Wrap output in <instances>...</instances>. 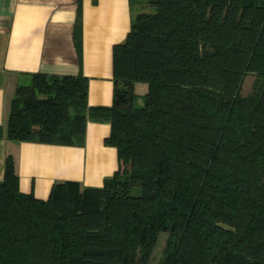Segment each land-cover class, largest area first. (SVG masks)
Masks as SVG:
<instances>
[{
	"label": "trees",
	"instance_id": "1",
	"mask_svg": "<svg viewBox=\"0 0 264 264\" xmlns=\"http://www.w3.org/2000/svg\"><path fill=\"white\" fill-rule=\"evenodd\" d=\"M130 1L154 10L114 45L112 105H89L82 73H25L0 126L16 142L84 146L89 120L110 122L120 168L41 199L8 155L0 264H152L163 231L153 264H264V0ZM74 35L81 51V1Z\"/></svg>",
	"mask_w": 264,
	"mask_h": 264
},
{
	"label": "crops",
	"instance_id": "2",
	"mask_svg": "<svg viewBox=\"0 0 264 264\" xmlns=\"http://www.w3.org/2000/svg\"><path fill=\"white\" fill-rule=\"evenodd\" d=\"M82 6V48L74 35ZM141 4L130 0H0V126L6 130L16 86L25 73L78 75L89 79V105H112L114 45L123 42ZM133 6V10H132ZM142 96L148 86L137 82ZM110 122L89 120L84 146L16 142L0 138V180L13 155L23 192L47 199L57 182L102 186L120 168L118 150L105 144Z\"/></svg>",
	"mask_w": 264,
	"mask_h": 264
},
{
	"label": "rangeland",
	"instance_id": "3",
	"mask_svg": "<svg viewBox=\"0 0 264 264\" xmlns=\"http://www.w3.org/2000/svg\"><path fill=\"white\" fill-rule=\"evenodd\" d=\"M141 6V11L144 10V11H153L154 10V7L152 5H150L148 2L143 4V5H140ZM257 79V76L255 74H248L246 75L245 79H244V82L242 84V94L243 95H247L249 93H251L254 89V83ZM145 85L148 86L147 83H145ZM138 104L140 105H143L144 104V98L143 96H141L138 100ZM167 238H168V233L163 231L159 234V237H158V241L156 243V246L154 247L153 249V253L150 257V263H158L162 257H163V254H164V248H165V245H166V242H167Z\"/></svg>",
	"mask_w": 264,
	"mask_h": 264
}]
</instances>
